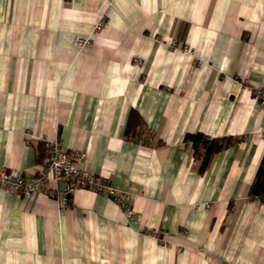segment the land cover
Returning <instances> with one entry per match:
<instances>
[{"label":"crops","instance_id":"obj_1","mask_svg":"<svg viewBox=\"0 0 264 264\" xmlns=\"http://www.w3.org/2000/svg\"><path fill=\"white\" fill-rule=\"evenodd\" d=\"M256 90L264 0H0V168L30 180L56 141L133 210L0 189V264H264ZM187 133L238 142L200 173Z\"/></svg>","mask_w":264,"mask_h":264},{"label":"built area","instance_id":"obj_2","mask_svg":"<svg viewBox=\"0 0 264 264\" xmlns=\"http://www.w3.org/2000/svg\"><path fill=\"white\" fill-rule=\"evenodd\" d=\"M103 26V20L100 19L95 29L99 30ZM77 43L79 47H84L88 44V39H78ZM169 44L174 46L175 42L170 41ZM254 94L259 106L264 109V91L256 90ZM261 135L264 137V132ZM83 158L84 154L79 151L65 150L56 141H46L33 178L26 180L11 170L0 168V189L9 194L25 196L49 190V184L52 181L63 183L64 190L58 200L62 207H67L70 195L78 189H86L107 194L121 204L125 214L130 217L133 214V210L122 201L124 197L122 194L106 186L100 176L77 167L76 163Z\"/></svg>","mask_w":264,"mask_h":264},{"label":"trees","instance_id":"obj_3","mask_svg":"<svg viewBox=\"0 0 264 264\" xmlns=\"http://www.w3.org/2000/svg\"><path fill=\"white\" fill-rule=\"evenodd\" d=\"M139 124L140 119L138 115L135 112H131L128 119L127 131L133 134L135 130L131 128H135V126ZM183 140L185 143L191 145L194 159L200 162V173H203L207 169L211 158L215 154L238 142V138L231 136L210 138L201 133H187ZM248 195L252 199L264 201V156L262 157L256 170V174L253 183L250 186Z\"/></svg>","mask_w":264,"mask_h":264}]
</instances>
